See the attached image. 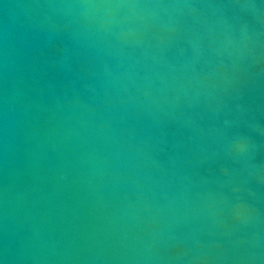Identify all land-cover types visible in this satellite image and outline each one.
<instances>
[{"label": "water", "instance_id": "95a60500", "mask_svg": "<svg viewBox=\"0 0 264 264\" xmlns=\"http://www.w3.org/2000/svg\"><path fill=\"white\" fill-rule=\"evenodd\" d=\"M0 264H264V0H0Z\"/></svg>", "mask_w": 264, "mask_h": 264}]
</instances>
